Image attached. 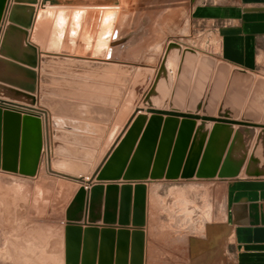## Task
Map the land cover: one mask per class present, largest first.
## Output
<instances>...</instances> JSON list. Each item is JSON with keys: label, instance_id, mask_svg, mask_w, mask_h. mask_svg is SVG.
<instances>
[{"label": "water", "instance_id": "obj_1", "mask_svg": "<svg viewBox=\"0 0 264 264\" xmlns=\"http://www.w3.org/2000/svg\"><path fill=\"white\" fill-rule=\"evenodd\" d=\"M34 2L36 0H13L9 7L8 0H0V24L9 7L6 22L0 27V98L29 105L36 104L38 53L36 46L28 40L42 50L57 52L64 36L61 52L72 53L84 19L83 14L72 16L68 23L69 11L64 9L65 15H57L54 20L48 17L45 24L38 26V14L43 11L36 12ZM111 10L116 16V9ZM112 23H115V17ZM97 27L94 21L87 33L81 32L76 55L110 58L116 41L110 42L107 36L105 43V28L101 25L99 29L103 30L95 35ZM116 36L114 29L112 38ZM179 56L181 61L173 83L165 61H161L151 86L140 102L142 107H146V113L142 112L143 108L134 109L90 177L85 179L82 173L76 177L49 168L55 174L83 183L77 187L64 209V264H143L144 181L147 179H231L238 177L242 170L248 177L264 176V76L254 78L249 72L233 68L218 111L214 112L229 65L223 62L216 64L217 71L204 99L215 59L201 54L194 71L197 51L189 47L181 50L180 44L168 42L163 59L177 61ZM47 58L50 57H40L41 60ZM151 76L149 68H137L116 123H120L123 112L134 105ZM237 82L241 86L239 104L231 106L228 105L232 100L229 95L236 91ZM130 96L133 97L130 99ZM167 102L169 110L154 109L166 106ZM201 103H204L203 109L209 107L210 111L199 115ZM43 106L53 115L51 124L59 125L58 111L53 102L46 100ZM182 109H185L184 113ZM256 126L261 129L256 131ZM56 132L52 129L53 136L57 138ZM41 149L40 117L0 108V170L34 176ZM93 179L97 182L92 183ZM120 179L126 182L120 186L112 182L104 184ZM130 220L136 229L130 232L120 228L129 225ZM96 223L118 224L120 227L116 230L113 227L98 228L93 225Z\"/></svg>", "mask_w": 264, "mask_h": 264}, {"label": "rangeland", "instance_id": "obj_2", "mask_svg": "<svg viewBox=\"0 0 264 264\" xmlns=\"http://www.w3.org/2000/svg\"><path fill=\"white\" fill-rule=\"evenodd\" d=\"M49 2L78 3L86 7H52L48 5ZM195 2L198 1L48 0L47 2V0H39L38 12L43 11V16L42 13H37L38 26L45 24L48 17H53L54 20L57 15L59 17L62 13L65 15L64 9L69 11L68 23L72 16L84 15L83 29L80 30L78 39L74 43V52H61L65 41L63 36L60 49L51 53L76 55L81 32L87 33L95 21L98 26L94 29L95 35L99 30H103L99 29L101 25L105 28L103 32L106 36L105 43L107 36L110 37V42L116 41L115 46L129 43V41L138 42L141 47L136 52L134 51L138 54L137 60L145 64L149 63V65L134 66L124 62H117L122 65H114L115 62L112 61L106 64L90 65L80 63L73 58L54 56L41 60L40 79L37 76L36 81V89L38 82V91H40L38 105L0 98V108L3 110H14L21 114L38 115L42 118L45 116L44 110L46 109L43 104L46 100L52 101L58 111L59 119V125L53 126L49 118L50 126L44 129L47 136L49 134L53 138V143H48L46 139L41 149L38 173L35 176H24L0 170V264H63L60 254L63 250L61 235L65 224L64 209L77 189L78 183L73 179L51 172L49 168L66 173H82L87 178L91 176L103 153L100 155V150L97 151L101 143L97 136H100L102 141L108 129L116 131L119 124L114 122L112 126V118L116 108L117 113L120 111L136 68L139 66L149 68L152 75L156 74L164 58L168 42L180 44L181 47L191 46L199 55L208 53L207 40L209 38L205 33L207 27L196 25L190 20L189 10ZM90 4L114 6L118 12L115 16L114 11L111 10L114 8H94L89 7ZM114 17L115 23L113 24ZM111 25L112 28H110ZM114 29H116L117 36L112 38ZM112 51L113 47L110 58L101 59L113 60ZM85 57L94 56L89 54ZM128 76H131L130 81H128ZM148 85L136 98L135 103L140 98L142 100L141 96L150 87ZM63 91L85 96L81 99L85 103H82L83 106L80 108L83 115H76L71 119L61 117V103L66 99L55 98V94ZM89 92L99 93L100 96L95 95L92 98ZM109 94L116 95V97L109 98ZM52 95L55 96L52 97ZM132 97L130 96V99ZM92 101L96 103L99 101L100 107L95 105L92 108ZM130 108L123 112L122 120ZM50 115L53 116L51 113ZM45 124L47 125L44 118V126ZM68 124L81 126L85 133L90 134L94 129L99 135L96 133L95 137L87 134L80 135L79 137L85 142L84 146L63 143L72 142L68 139L75 137L72 132L60 129L66 128ZM110 126L113 129H110ZM52 129L57 131V138L53 136ZM222 180L218 177L150 179L151 225L148 234L147 259L151 261V264L153 262L154 264H184L186 258L181 256V249L188 248V241L204 234V227L207 223H213L214 235L217 233L215 224L221 221L222 213ZM155 253L158 255L153 256ZM170 253L176 256H169Z\"/></svg>", "mask_w": 264, "mask_h": 264}, {"label": "crops", "instance_id": "obj_3", "mask_svg": "<svg viewBox=\"0 0 264 264\" xmlns=\"http://www.w3.org/2000/svg\"><path fill=\"white\" fill-rule=\"evenodd\" d=\"M51 1V0H49ZM53 1V0H52ZM195 4L189 10L190 20L192 23L207 27L205 29V33L208 36L209 40H207V46L209 45L208 55L212 56L215 59L216 68L215 71L212 70L210 81L206 88V94L204 95V99L207 95V91L212 82V78L217 71V63L223 62L229 65V70L225 76L224 84L222 87V91L220 93L219 102L216 105V109L214 112L218 111V107L221 104L222 98L225 93V89L227 84L231 78V72L233 68H239L246 72L251 73L254 78L257 76H264V0H197ZM48 2V0H47ZM10 5L13 3V0L9 1ZM49 6L52 7H86L82 4L68 3V2H49ZM89 7L94 8H116L110 5H101V4H90ZM38 11V5H37ZM36 11V12H37ZM118 12V11H117ZM8 15V13H7ZM5 14V17L7 16ZM3 23L6 22V18H2ZM3 26V25H2ZM32 30L30 31L31 35ZM31 44H34L29 40ZM138 43V42H137ZM133 43L129 41V43L121 44L120 46L113 47V60L101 59L98 57H85V56H77V55H69V54H60V53H51L47 51H43L38 45L34 44L39 50V62L37 65L36 73L38 78L40 79V67H41V59L40 57L44 54H48L51 56H61L65 58H73L80 60H97L99 62H124L130 65H138L145 64L144 62H140L138 59V54L134 53L141 46L139 43ZM192 48L191 46H185ZM200 52V51H199ZM118 53V54H117ZM201 53V52H200ZM117 54V55H116ZM149 65V63L145 64ZM214 69V68H213ZM214 72V73H213ZM114 77L113 75H110ZM155 74L152 75L150 80V84L154 79ZM176 74L174 72L171 73L172 82L175 79ZM128 81H130V76H128ZM194 77V76H193ZM193 77L190 80V87L193 82ZM79 79V78H77ZM86 80V79H82ZM242 84V83H240ZM237 88L236 91H232L229 98L232 100L228 102V105L236 106L238 105L239 99V89L241 86L239 82L236 83ZM38 82L36 94L34 97L38 98ZM149 87L146 89V91ZM238 89V90H237ZM79 90V89H77ZM57 93V92H55ZM146 93V92H144ZM143 93V95H144ZM171 93V91H170ZM189 93V92H188ZM61 96H58V95ZM57 93L55 98L60 97L63 100L60 108V115L62 118L71 119L73 116L83 115V111L80 110L83 104L85 103L83 99L85 96H81L79 94L74 95L70 91L65 93L64 91L61 93ZM92 94V98L94 96H100L99 93L89 92ZM143 95L141 96L143 99ZM187 94V98H188ZM51 96V95H50ZM109 98L114 96L109 94ZM116 97V95L114 96ZM170 98V94L168 95ZM100 99V98H99ZM141 98L130 108L128 114L122 120L121 125L117 126L115 131L109 130L104 133L105 136L102 138L97 136L99 141V151L101 158L99 159L98 164L103 159L104 155L108 152L118 135L121 133L124 125L127 120L133 113L135 108H143L144 113L146 107H142L140 105ZM83 103V104H82ZM88 103V102H86ZM91 103V102H90ZM100 107V102L92 101V108L94 106ZM120 105V104H119ZM200 108L198 110V114L201 115L202 112H209L210 110L206 107L203 109L204 103L200 104ZM70 108V109H69ZM76 109V110H74ZM169 110V107H166L164 111ZM94 112V111H93ZM184 112V109L181 110ZM148 116L151 113H147ZM118 116L117 108L115 109V114L112 118L113 122H111L112 126L114 125L115 119ZM165 115H163V118ZM44 118L45 124L44 126ZM42 118V130H43V139L44 143L46 139H48V143H53V138L45 133L44 129L46 126H50L49 118L51 119L50 112L46 110V116ZM47 121V122H46ZM51 121V120H50ZM197 122V121H196ZM110 126V129H113ZM236 127V126H235ZM81 126L75 125H67L66 128H60L65 130L66 132H72L75 137H71L72 142H63L70 143L71 145L76 146H84L85 142L79 136L92 135L95 137V130L92 129V134L85 133ZM261 128L259 126L255 127L256 131H259ZM51 130V129H50ZM90 130V128H88ZM46 134V136H45ZM97 134V133H96ZM99 135V134H97ZM110 142L108 143V141ZM57 143V142H56ZM102 147V148H101ZM106 147V148H105ZM101 148V149H100ZM105 148V149H104ZM97 164V166H98ZM96 166V167H97ZM96 169V168H95ZM38 173V170H37ZM80 176V175H79ZM76 176V177H79ZM87 179V176H84ZM166 179V178H163ZM223 200H222V213H221V221L219 224H215V232L214 235V224L207 223L204 227V234L196 236L195 238L188 241V248L181 249V256L186 258L184 264H264V176H252L248 177L243 174V170L240 175L231 179H223ZM97 182L93 180L92 183ZM112 183H117L119 186L126 181L124 180H116V181H108ZM135 181L132 182V185ZM137 183L140 181H136ZM146 184V211H145V225L143 227L144 230V258L143 264H151V261L147 259V243H148V234L150 233V179L144 181ZM78 186L83 184L81 182H77ZM107 182H104L106 184ZM116 216H118V208L116 211ZM95 227H113L118 229V225H106L103 223L93 224ZM65 226V224H64ZM64 226L62 229V251L60 254V260L63 261L65 258V238H64ZM83 226V225H82ZM122 228H126L128 230H133V226H124ZM97 244L99 243V236L96 239ZM164 252V251H163ZM171 252V251H168ZM158 253H155L153 256H157ZM163 255V254H162ZM169 256H176L173 253H170ZM165 257V256H164ZM154 264V262H153Z\"/></svg>", "mask_w": 264, "mask_h": 264}, {"label": "bare ground", "instance_id": "obj_4", "mask_svg": "<svg viewBox=\"0 0 264 264\" xmlns=\"http://www.w3.org/2000/svg\"><path fill=\"white\" fill-rule=\"evenodd\" d=\"M10 0H8V2H9ZM38 3H39V0H36V2H34L33 4H34V7H35V11H37V5H38ZM9 7H10V3H9ZM9 7H8V9H9ZM8 9H7V11H6V13H4V14H6L7 15V13H8ZM35 16H36V13H35ZM6 18V17H5ZM4 24L5 23H3V21L1 22V24H0V27H3L4 26ZM3 25V26H2ZM32 30V27L30 28V30H29V37H30V31ZM30 40V39H29ZM28 40V41H29ZM37 48V47H36ZM181 50H183V47H181ZM37 53H38V61H37V65H38V62H39V50H38V48H37ZM43 56H49V57H54V56H51V55H48V54H44ZM55 57H60V56H55ZM61 58V57H60ZM68 59H72V58H68ZM199 59H200V55L198 54V57H197V60H196V62H195V67H194V71L196 70V68H197V66H198V64H199ZM73 60H76V61H78V62H80V63H89V64H92V63H103V64H106V63H110V62H99V61H97V60H80V59H73ZM163 61H165V68L167 69V71H168V74H169V76H170V79H171V82H172V78H171V73L172 72H174L175 74H176V72H177V70H178V67H179V63H180V61H181V56H179V58L177 59V61H173L172 59H166V60H164L163 59ZM114 65H118L119 63H113ZM119 65H122L121 63L119 64ZM123 65H127V64H123ZM128 66H130V65H128ZM132 68H134L133 66H132ZM36 69H37V67H36ZM137 69V68H136ZM135 69V70H136ZM215 67H214V71H215ZM176 71V72H175ZM214 73V72H213ZM131 77V76H130ZM151 80V79H150ZM173 83V82H172ZM126 88V87H125ZM36 93V92H35ZM35 95V94H34ZM38 101H39V99H38ZM168 102L165 104L166 106H162V108H160V107H158V108H154V109H162V110H164L166 107H168ZM35 105H37V99H36V104ZM161 106V105H160ZM145 107V106H144ZM44 108V107H43ZM170 109V108H169ZM45 110H47V108L45 109ZM44 110V115L46 116V111ZM185 110V109H184ZM167 111V110H166ZM138 113V112H137ZM148 113H150V112H148ZM184 113V112H183ZM40 117V116H39ZM58 117V116H57ZM40 119H41V131H42V147L44 146V139H43V130H42V117H40ZM197 121V120H196ZM121 122H122V120H121ZM121 122L120 123H118V124H120L121 125ZM38 170V169H37ZM2 171V170H1ZM7 172V171H6ZM64 172V171H63ZM65 173V172H64ZM71 173V174H70ZM15 174H18V173H15ZM36 174H37V172H36ZM35 174V175H36ZM69 174L70 175H74V176H79V175H81V174H74V173H72V172H69ZM34 175V176H35ZM82 176H84V175H82ZM86 176V175H85ZM32 177V176H31ZM163 178H165V177H163ZM162 178V179H163ZM177 179V178H176ZM94 180V179H93ZM77 182H79V181H77ZM106 182H108V181H106ZM82 183V182H81ZM145 211H146V206H145ZM132 220H130V224L129 225H124V226H133L132 225V222H131ZM116 225H118V224H116ZM124 226H119L120 228H122V227H124ZM124 229H126V228H124ZM133 229H136V226H133ZM116 230V229H115ZM130 232L132 231V230H129ZM129 255L130 254H128V261H129Z\"/></svg>", "mask_w": 264, "mask_h": 264}]
</instances>
